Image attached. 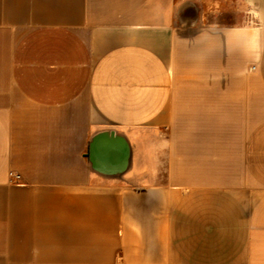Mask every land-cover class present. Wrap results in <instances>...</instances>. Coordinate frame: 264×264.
Returning <instances> with one entry per match:
<instances>
[{
    "label": "crops",
    "instance_id": "0c3cea01",
    "mask_svg": "<svg viewBox=\"0 0 264 264\" xmlns=\"http://www.w3.org/2000/svg\"><path fill=\"white\" fill-rule=\"evenodd\" d=\"M0 264H264V0H0Z\"/></svg>",
    "mask_w": 264,
    "mask_h": 264
},
{
    "label": "built area",
    "instance_id": "2783aa9c",
    "mask_svg": "<svg viewBox=\"0 0 264 264\" xmlns=\"http://www.w3.org/2000/svg\"><path fill=\"white\" fill-rule=\"evenodd\" d=\"M11 177L16 181V183L20 182L21 176L19 174L11 173Z\"/></svg>",
    "mask_w": 264,
    "mask_h": 264
}]
</instances>
